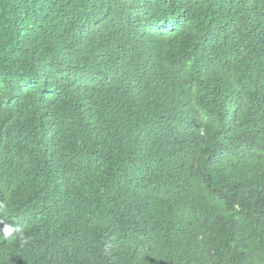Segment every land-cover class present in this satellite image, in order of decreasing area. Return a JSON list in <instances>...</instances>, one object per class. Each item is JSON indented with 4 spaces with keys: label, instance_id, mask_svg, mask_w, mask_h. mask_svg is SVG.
<instances>
[{
    "label": "trees",
    "instance_id": "obj_1",
    "mask_svg": "<svg viewBox=\"0 0 264 264\" xmlns=\"http://www.w3.org/2000/svg\"><path fill=\"white\" fill-rule=\"evenodd\" d=\"M0 264H264V0H0Z\"/></svg>",
    "mask_w": 264,
    "mask_h": 264
},
{
    "label": "clouds",
    "instance_id": "obj_2",
    "mask_svg": "<svg viewBox=\"0 0 264 264\" xmlns=\"http://www.w3.org/2000/svg\"><path fill=\"white\" fill-rule=\"evenodd\" d=\"M2 232H3V237L5 239H7L9 237H11L13 240L19 239L21 242V246L28 243V240L25 239L23 230L18 228V227L14 228L13 226L6 224L4 226Z\"/></svg>",
    "mask_w": 264,
    "mask_h": 264
}]
</instances>
